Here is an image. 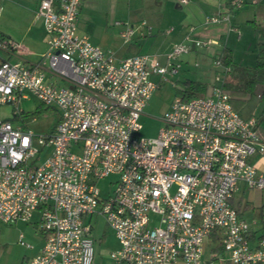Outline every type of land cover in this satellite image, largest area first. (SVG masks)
I'll return each mask as SVG.
<instances>
[{
    "label": "built area",
    "instance_id": "1",
    "mask_svg": "<svg viewBox=\"0 0 264 264\" xmlns=\"http://www.w3.org/2000/svg\"><path fill=\"white\" fill-rule=\"evenodd\" d=\"M81 2L39 0L45 53L32 67L0 62V106L31 96L59 114L42 136L0 116V222H29L39 212L44 246L31 264H93L92 216H101L117 240L112 264H204V242L214 232L229 264H264V236L251 247L249 226L230 204L239 182L264 189V174L250 161L264 158V140L257 120L233 109L223 84L187 101L176 97L156 138L139 135L158 87L151 76L176 75L181 55L216 42L192 39L190 27L165 64L148 55L117 59L77 34ZM242 5L229 3L231 10ZM227 20L209 17L204 24ZM132 33L126 27L121 37L129 41ZM12 48L0 42V49ZM214 66L223 77L230 71L220 57ZM21 113L16 108L12 116ZM46 147L50 153L35 164ZM110 175L117 181L102 198L97 182ZM150 213L159 216L151 229ZM19 244L25 246L21 236Z\"/></svg>",
    "mask_w": 264,
    "mask_h": 264
},
{
    "label": "crops",
    "instance_id": "2",
    "mask_svg": "<svg viewBox=\"0 0 264 264\" xmlns=\"http://www.w3.org/2000/svg\"><path fill=\"white\" fill-rule=\"evenodd\" d=\"M230 1L189 0L188 4L183 5L180 0H132L130 12L133 20L131 22H119L121 25H118L120 28L117 34L121 38V43L117 47L112 49L103 46L99 39L90 36L89 40L104 52L111 50L110 52L117 59L135 55H148L161 64H165L166 55L175 45L184 41L189 28L193 27L192 39L214 41L216 44L205 48H191L189 53L181 55L176 61L179 70L174 78L177 77L180 70L183 72L184 69L191 67V63L196 57L206 65H209L212 61L214 64V60L218 57L221 59L228 57L227 67L231 68V64L235 60L237 44L243 39H247L244 38V35L249 34L248 29L241 32V26H250L256 35L259 31L264 30V0H242L243 6L233 10L230 9ZM87 2L88 0H82L78 17L81 11L85 9ZM38 4L39 0H0V42L5 41L13 45V48L8 51L0 49V62L7 60L20 63L24 67H32L45 53L48 36L44 31L42 19L36 14ZM245 5H248V7H245ZM222 16L228 17V20L217 25L204 24L206 18ZM141 18V21L138 20ZM143 23H146V25L143 26ZM114 26L117 25L114 23ZM126 27H131L133 31L129 41H124L121 37V33ZM261 40L260 38L259 41ZM143 41L145 47L148 48L145 53L140 52L141 47L144 46H141L140 43ZM131 47L135 52L128 54ZM186 80L194 81L185 79L182 82H179V80L177 82L182 85ZM202 94H206V90ZM22 100L24 99H17L16 103L19 104ZM244 107L239 115L244 119L255 118L259 127V120L253 117L252 113H246V118L241 115L244 112ZM13 120L18 122L14 124L15 126L19 125L28 129H31L28 122H34V120L27 121V118L22 119L21 116L13 117ZM250 161L257 169V173L264 174V158L253 156ZM230 204L236 211L238 218L248 224L249 244L254 247L257 240L264 236V189H249L244 183L239 182L236 190L231 195ZM32 220L35 221L32 222ZM38 220L39 212H34L29 222H17L14 225L32 223V226H37ZM34 230L38 235L32 234L33 230L27 227V231L33 239L31 246L25 245L23 249H19V254L14 256L8 252L7 246L3 244L0 237V264H31V260L41 253L44 246V235L38 230V227H34ZM20 236L23 238L22 232L18 233V244ZM114 239L116 240L115 236ZM206 242L211 245V248H209L207 256H205L206 248H204L202 256L204 264H229L226 261V255L220 248L218 233H212L205 240L204 246ZM117 248L118 243L113 251ZM99 264H103V262ZM109 264H112V261Z\"/></svg>",
    "mask_w": 264,
    "mask_h": 264
},
{
    "label": "rangeland",
    "instance_id": "3",
    "mask_svg": "<svg viewBox=\"0 0 264 264\" xmlns=\"http://www.w3.org/2000/svg\"><path fill=\"white\" fill-rule=\"evenodd\" d=\"M128 4L130 5L128 6ZM131 6L132 0H88L85 9L81 11L77 20V34L80 36L87 34L86 36L88 37L99 39L103 46L114 49L121 43V38L117 34L120 27L114 26V23L131 22V20H133L131 19ZM246 6L248 7V5H245V7ZM138 20L141 21L142 18ZM245 29L249 30L247 36L243 33L244 38L247 39H243L237 44L234 63L231 64V68H229L230 71L225 77H223V71L214 66L213 61L209 65H206L197 57L192 61L191 67L184 69L185 71L183 72L180 70L175 78L174 76L167 75L166 80L162 81L158 76H151V80L155 82L158 87L148 100L139 120L141 125L139 135L142 138H156L161 126L160 118L169 108L173 100L182 95V88L179 82L185 79H191L202 84L205 87L206 93L216 84H223L224 87L229 89L244 88V83L251 78L252 69L256 63L257 45L258 42H260L259 35H256L250 26L242 25L241 32ZM248 37L250 38L248 39ZM140 45H144L140 49L141 53L148 51L144 41L140 43ZM136 50L138 49L136 48ZM110 51L111 50H109V53H111ZM133 52H135V50L131 47L128 54H133ZM178 80L179 82H177ZM260 90L261 87L258 85L256 91L250 96L251 98L248 97L249 101H247V104H244V112L241 113V115L245 117L247 115L246 113H252L253 117L258 118L260 125L257 131L261 138H264V101H261L259 98ZM16 108L23 111V113H21L22 119L27 118V121L34 120L32 123L30 121L28 122L34 136H42L51 132L58 120V111L55 108L43 106L34 97H30L29 100H22L19 104L11 103L0 106L1 118L10 120L13 124H17L18 122L14 121L12 117V111ZM36 109H38L37 113H35ZM31 112H34V114ZM34 145L40 150L39 145ZM49 153V148L46 147L41 149L38 155L39 158L35 160V164H41ZM116 181L117 177L115 175H110L97 182V187L101 192L102 198H106L112 193ZM34 221L35 220H32V222ZM158 221L159 216L150 213L148 228L151 229L157 226ZM87 225L92 227L90 236L94 240L93 264H99L101 262H103V264H109L111 262L110 254L117 245L112 230L107 226L105 220L101 216H92L89 222H87ZM27 227L32 229V234H34V227L36 228L37 226H32V223H19L16 225L0 223V237L12 256L15 254L18 255L19 251L25 247L18 244V233L22 232L23 234V244L31 246V241H33V239H31L32 235L30 236ZM35 234H37V232ZM204 248H206L205 256H207L211 245L206 242Z\"/></svg>",
    "mask_w": 264,
    "mask_h": 264
},
{
    "label": "trees",
    "instance_id": "4",
    "mask_svg": "<svg viewBox=\"0 0 264 264\" xmlns=\"http://www.w3.org/2000/svg\"><path fill=\"white\" fill-rule=\"evenodd\" d=\"M259 37L262 39L257 45L256 63L253 67L252 75L249 80L244 83L243 89H229L223 87L230 97V102L233 109L239 114L241 109L247 104L248 97L256 91L257 86L261 87L260 100L264 101V30L258 32ZM228 57L221 59L222 63L228 65ZM182 95L180 96L184 101H187L197 95H201L205 91V87L195 81L186 80L182 83ZM251 98V97H250ZM38 112L36 109L35 113ZM34 114V112H32Z\"/></svg>",
    "mask_w": 264,
    "mask_h": 264
}]
</instances>
